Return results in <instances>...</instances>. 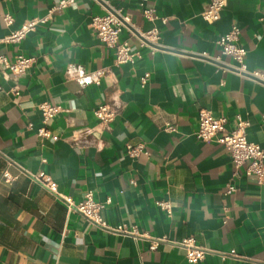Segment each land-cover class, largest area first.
Instances as JSON below:
<instances>
[{"label":"crops","instance_id":"crops-1","mask_svg":"<svg viewBox=\"0 0 264 264\" xmlns=\"http://www.w3.org/2000/svg\"><path fill=\"white\" fill-rule=\"evenodd\" d=\"M58 1L0 0V38ZM107 1L141 29L159 26L161 47L143 48L134 64H116L114 48L90 24L94 14L106 12L96 0L55 8L19 42L0 40V53L10 59L20 51L37 56L23 76L0 64V264H264V183L233 175L226 146L195 135L200 109L209 108L227 116L229 127L237 113L248 118V138L264 146V83L213 58L220 54V34L237 23L248 67L264 70V0H227L212 23L201 14L211 0ZM145 6H155L160 17L147 19ZM5 12L13 14L11 24ZM120 39L138 43L127 27ZM97 70L100 81L80 76ZM146 71L151 75L142 86ZM44 100L62 106L46 124L57 139L38 134ZM104 102L118 109L109 124L94 113ZM167 122L175 130L166 129ZM127 142H144L149 153L131 156ZM7 158L46 170L75 200L88 189L96 200L110 196L102 210L106 221L137 223L147 235L109 231L68 212L27 174L3 181L5 168L18 172ZM230 181L237 188L226 193ZM158 198L171 199V215ZM188 235L212 251L189 261L177 244ZM150 236L166 239L151 248ZM232 248L239 256L221 255Z\"/></svg>","mask_w":264,"mask_h":264},{"label":"built area","instance_id":"built-area-1","mask_svg":"<svg viewBox=\"0 0 264 264\" xmlns=\"http://www.w3.org/2000/svg\"><path fill=\"white\" fill-rule=\"evenodd\" d=\"M75 1L76 0H59L49 9L47 14L25 19L19 27L13 29L9 34L0 38V40L11 42L21 41L30 31L34 30L39 23L47 21L55 8L68 6ZM96 1L105 7L106 12L103 14H94L90 20V24L94 27L99 38L107 45L114 48L116 64H134L137 58L142 56L143 48L147 47L151 52H154L161 47L159 26L154 24L148 29H141L132 23L130 14L124 12L122 8L112 6L107 0ZM142 2H144V0H142ZM226 4L227 0H211L207 8H205L201 14L208 22H215L221 17L222 9ZM155 11V6H145L143 8L144 16L153 21L160 17ZM3 19L7 24H11L14 21V16L11 12H5L3 14ZM162 20L166 21L167 16H163ZM123 27H127L132 34L137 36L138 43L136 46H133L128 39H120V31ZM240 32V26L237 23H233L228 30L220 34L217 39L220 45V54L213 56V58L225 62L226 67L232 68V70L238 73L250 76L264 83V70L251 69L248 67L246 61L248 50L239 43ZM221 55L230 56L232 61L222 60ZM36 59V55H28L22 51L17 53L13 59H10L6 53H0V64L4 69L12 72L15 76L25 75ZM101 74L100 70H97L92 72H81L80 76L87 81H100ZM150 75V71H146L141 75L140 79L142 86L146 84ZM13 90L16 92L18 91L17 88H13ZM38 106L42 111L43 120V124L38 128V134L41 136L53 137L55 139L59 138V134L53 132L46 124L62 109V106L48 100L39 102ZM117 111V107L109 102L101 103L94 108L95 115L105 124H109L115 118ZM227 122V116H216L211 109L201 108L199 111V127L195 130V135L200 139L216 141L226 146L231 155L233 175L241 176L244 174L253 176L258 183H264V146L248 138L247 127L250 124L249 119L237 113L233 126L229 127ZM165 128L168 130H175V124L167 122ZM125 148L126 152L131 156L149 153L144 142H127ZM7 162L9 165H16L18 167V172L13 173L8 167L5 168L1 175L3 181L12 182L20 174H27L34 181L40 182L49 191L53 192L57 198L63 200L67 206L68 212L76 210L91 223L99 225L109 231L131 234L136 238L147 235L146 232L143 233L139 230L137 223L128 224L127 222H122L115 226H111L106 221L102 210L107 203L111 201L110 196H108L106 200H96L93 190L88 189L80 200H75L72 195L63 193L59 190L58 182L46 170L40 169L34 172L25 168L12 158H7ZM131 181L135 183L136 179L133 178ZM236 188L237 185L233 181H230L226 184L225 192L231 193L236 190ZM156 203L162 209L166 210L169 215L172 214L173 205L171 199L158 198L156 199ZM163 239H166V237H151L150 247L156 248L159 241ZM177 244L186 249V257L191 262L202 260L207 252L212 251L210 248L197 244L193 235L183 237L181 240L177 241ZM220 253L222 256H239L235 248Z\"/></svg>","mask_w":264,"mask_h":264}]
</instances>
